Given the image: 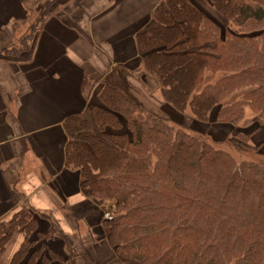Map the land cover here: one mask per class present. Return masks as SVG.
I'll list each match as a JSON object with an SVG mask.
<instances>
[{
    "label": "trees",
    "instance_id": "obj_1",
    "mask_svg": "<svg viewBox=\"0 0 264 264\" xmlns=\"http://www.w3.org/2000/svg\"><path fill=\"white\" fill-rule=\"evenodd\" d=\"M205 2L216 18L191 0H162L135 36L136 84H103L86 115L62 124L65 167L87 199L114 204L88 249L106 247L123 264H264V161L234 157L264 130V0ZM187 112L198 123L254 127L235 132L227 151L171 122ZM17 232L9 264L86 258L57 251L67 241L55 223L26 211L0 221V264Z\"/></svg>",
    "mask_w": 264,
    "mask_h": 264
},
{
    "label": "crops",
    "instance_id": "obj_2",
    "mask_svg": "<svg viewBox=\"0 0 264 264\" xmlns=\"http://www.w3.org/2000/svg\"><path fill=\"white\" fill-rule=\"evenodd\" d=\"M31 1L0 0V221L21 210L45 216L66 238L57 251H71L68 241L82 226L88 237L103 238L105 213L87 199L79 174L65 167L62 124L86 115L103 84L131 89L126 71L141 67L135 36L162 0H35L60 8L46 17H17ZM70 1L80 4L70 7ZM191 2L215 16L205 0ZM29 20L33 27L15 42L10 29Z\"/></svg>",
    "mask_w": 264,
    "mask_h": 264
},
{
    "label": "rangeland",
    "instance_id": "obj_3",
    "mask_svg": "<svg viewBox=\"0 0 264 264\" xmlns=\"http://www.w3.org/2000/svg\"><path fill=\"white\" fill-rule=\"evenodd\" d=\"M62 2L65 4L66 0H61L59 3L61 4ZM71 2L72 1H70V3ZM17 3H19V2H17ZM34 3H35V0H32L31 4H29L26 7L27 8L26 10H29L28 12L26 10H24V9H23V11L19 10V14H17V17L18 16H23L24 13L25 14L29 13V18L31 16L32 17L34 16V17H37V18H41V16L46 17V16H50L51 12L53 14L54 10L56 11V9L59 10V8H60V7L58 8V6H56V3L54 5H52V3L50 4V2L47 5L46 4H41V3H39L38 5H36V4L34 5ZM76 4L79 5L80 1H73L71 4H69V6L71 5L70 7H72L73 5H76ZM42 5H46V7H44ZM72 9H75V8H72ZM45 11H46V13H44ZM64 11H66V13L69 14V12L72 11V10L68 7ZM43 13L45 15H43ZM208 13L209 14L211 13L212 17L216 18L213 15L212 11H210ZM32 22H33V20H29V22L27 24H25V25L18 24L19 26L16 25V24L15 25L13 24L16 28L10 29V31L14 32L15 35H16L15 42H17V40L20 37H22L23 33L28 30V27H30V26H31V28L33 27ZM19 42H21V41L19 40ZM126 72H127L128 77L130 78L129 82L131 84L135 83V79L137 77L135 76V74H133L134 71L130 72V71L127 70ZM117 85L121 86L119 83H117ZM143 95L147 96L146 93L143 94ZM147 98H148L149 101H151L148 96H147ZM246 117L247 118H251L252 117V113H251L250 110H246ZM171 120H172L171 122L176 127L180 126V127L184 128L186 130H192V131L194 130V131H197V132H201L205 136L206 135L209 136L210 140H212L213 144H215V145L217 143H219L218 145L222 144L219 147L221 149H224V150H227V151H232L230 146H233L232 142H234L233 140H235V139H231V138H234V133L235 132H245L246 133V132L251 131L252 128L254 127V126H251L250 128H248V130L241 131V130H243V128H242V126L240 124L239 125L235 124V125L229 126V125H220V124H217V125L215 124L214 125V123H208V124L198 123V122H196V120H194V118H192V116L188 112L185 113L182 116L173 117V119H171ZM245 146L248 147L251 152H249L248 154H243L242 156L238 155V154H234V157L237 158L236 160L238 162L240 161V159L247 160V161H264V158L262 159L259 156V154H258L259 151L264 154V130L260 129L259 131L254 132L252 134L251 138L245 143ZM98 208H99L98 213H99V211L101 213H108L109 211H113L114 210V204L107 202V203H104L103 205L98 206ZM25 212L26 211L21 210L20 214H23ZM27 212H29V211H27ZM100 215H99V218H100ZM10 217L5 219L4 221L8 220ZM92 223L95 224V222H93V221H92ZM85 229H86L85 226H82L81 229H79L76 232V234H75L76 236L70 238L69 241H68L70 243V245H72V247L70 249H72L74 251L73 254H74L75 257H79L78 255L82 253L87 258V259L86 258L77 259L75 264H80V261L83 262L82 264H123L120 260L114 259L110 255V253H108V251H107V254H106V247L105 248L102 247L103 249L102 248H98V250L90 251L88 248L91 245L90 244L91 240L88 237ZM22 237H23V235L20 232H17L15 234V236L13 237L14 241L12 242V244L9 246V248L7 250L8 253L10 251L11 254H10V256H8V258H7V255H5L2 264H9V261H10L12 255H13V253L16 250V249L14 250V248L17 245V242L20 240V238H21V242H22ZM87 237L89 238V240H86ZM66 253L67 254L69 253V248H67V247H66Z\"/></svg>",
    "mask_w": 264,
    "mask_h": 264
}]
</instances>
